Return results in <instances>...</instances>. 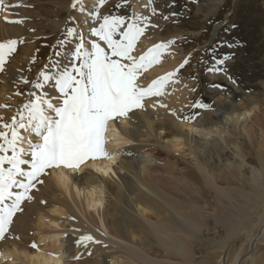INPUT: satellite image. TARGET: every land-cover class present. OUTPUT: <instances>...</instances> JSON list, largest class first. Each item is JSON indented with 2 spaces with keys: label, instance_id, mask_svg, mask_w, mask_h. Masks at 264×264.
Masks as SVG:
<instances>
[{
  "label": "bare ground",
  "instance_id": "1",
  "mask_svg": "<svg viewBox=\"0 0 264 264\" xmlns=\"http://www.w3.org/2000/svg\"><path fill=\"white\" fill-rule=\"evenodd\" d=\"M222 2L219 0L220 5ZM25 3L29 2L9 0V4L20 6L6 9L2 16L25 20L31 14ZM218 9H206V18L214 15ZM92 10L85 7V12L79 13L83 34L88 41L95 39L90 36V27L98 25L91 15ZM144 12L140 11V15L146 16ZM53 21L51 23L63 29V22L59 24ZM168 21L162 19L155 24L161 26ZM27 25L6 24L4 19L0 20V39L32 37ZM217 28L211 34L212 40ZM172 36L169 28L158 29L151 43L167 42ZM162 61L160 68L170 71V56L166 55ZM15 67V63L9 66L10 75L3 74L1 77L10 89H17L23 84L21 79H17ZM232 72L236 76L237 71ZM245 73L241 86L233 85L229 80V85L223 91L207 85V91L212 93L215 111L196 108L194 121L183 116L185 112L182 108L187 105H179L180 108L176 110L170 104L166 111H161L164 108H152L145 101L147 111L138 110L134 114L136 122H110L106 133L107 144L110 145L107 151L115 156L114 160L88 162L79 170L60 169L52 174V181L41 190L39 199L46 203L37 206L39 211L47 216L50 212L61 214L66 209L71 217L69 233L73 235L60 241L57 254L53 255L31 247L34 241L41 240L39 237L33 236L30 240L21 229L12 230L19 239L0 242V249L3 250L0 264L5 257H13L15 264H179L176 258L189 262L193 237L200 234L202 228L194 206L199 200L196 198V186L227 196L216 184V172L212 168L215 164L213 154L220 157L227 152L239 151L238 141L241 137L249 139L246 124L254 116L264 115L263 108L258 106L264 103V76L255 71ZM208 74L210 82L227 79L223 74ZM250 77H256L257 84L249 93L247 84ZM13 80L20 83L13 84ZM185 85L188 87V84L175 87L169 84L166 92L185 90ZM45 87L50 88V85ZM151 100L164 103L168 99L164 96ZM184 101L188 102L187 97ZM172 112L176 115L173 116ZM258 130L263 134L262 126ZM128 150L132 151L131 156L124 155ZM208 155L212 156L206 161ZM187 156L191 162L188 166L185 162L183 169L179 170L180 163L183 164ZM155 165L159 169L156 171H163L162 174L166 173L167 177H160L158 183L148 182L146 175L155 169ZM259 166V169L251 171L249 183L252 190L246 193L249 197H264V166L261 159ZM61 189L68 191L71 204L56 196ZM44 208H49V211ZM30 218L32 215L24 216L17 225L29 227L32 223ZM85 235H91L102 243H88L87 248L77 245L76 242ZM263 240L264 207L256 224V232L248 233L246 247L240 249L232 264H238L241 259L252 260L253 250ZM105 244L108 247H104ZM89 251L91 256L87 255ZM77 255L81 259H75ZM29 259H36L37 262H30Z\"/></svg>",
  "mask_w": 264,
  "mask_h": 264
},
{
  "label": "rangeland",
  "instance_id": "2",
  "mask_svg": "<svg viewBox=\"0 0 264 264\" xmlns=\"http://www.w3.org/2000/svg\"><path fill=\"white\" fill-rule=\"evenodd\" d=\"M27 2L33 6L27 8L29 12L31 11V14L27 15L30 19L25 17V23L28 24L27 31L31 33L29 35L32 37L25 36L27 39L24 38L25 42L18 46V51L10 60L9 66L15 63L17 79L24 78L30 83L20 84V89H10L1 80L3 74H0V118H3L0 119V124L11 123V118L23 110V105L28 102L27 94L30 90L40 94L42 90H34L32 85L37 82L40 72L46 70V66L47 70H52L50 61L64 62L63 57L56 56L57 51H65L60 47L59 42L66 40L69 42L66 45L67 49L74 48L76 41L74 38H67V29L76 27L83 32V27H81L83 22L79 18L81 5H78L75 10L70 8V4L75 0H27ZM4 3L9 4V0H4ZM117 4H121L122 7H116ZM147 4L148 0H105L104 5L101 6L100 0H83L84 7H91L102 15L131 16L135 12L137 16H140V11L141 13L145 11L144 13L151 18L153 23L160 22L162 15L170 16L167 23L156 29L150 28L149 34L151 37H156L158 29L169 28L173 33L171 38H178L177 45L169 49L170 52L175 53L174 56H170L171 70L165 71L160 68V65L163 64L162 61L161 64L151 67L146 74L142 75L147 78L141 76L140 83L146 87L152 79L175 71L179 68L182 60L188 58V54L191 53L189 65L180 70V83H178L188 84V87L180 91H167L165 97L168 100L164 102L167 105L173 104V108L176 110L180 108L179 105H187L182 108V111L185 112L184 117L196 115V108L193 105L198 102L212 104V93L207 91V85L221 84L224 87L229 85L228 79L214 82L208 80V69L213 66L212 56L208 50L219 45L222 41H227L234 46L231 48L218 47L216 57L220 58L225 54L232 55V59L228 60L224 67L227 68L228 74L237 81L238 86L244 83L245 72L255 71L264 76V0H223L222 5L219 0H199V2L196 0H166L164 2L155 0V7L159 13L155 16L152 15L150 7H143ZM139 8H141L140 11ZM209 8L219 9L214 15L206 18V9ZM171 13H178V15L171 16ZM2 19L3 16L0 13V20ZM53 20L58 21L59 24L63 22V29H60V25L58 27L51 23L54 22ZM232 25H236V27L233 28ZM216 27H218L217 34L212 40L213 35L211 34ZM31 29H35V31H30ZM225 29L228 31L225 32ZM85 39L88 41L87 38ZM3 41L0 39V42ZM151 42L147 35L141 38L133 54L137 57L144 54L148 48L153 46ZM231 70L237 71L235 72L236 76ZM178 84H170V87H175ZM256 84V77H250V82L247 84L249 93L250 90L255 89ZM16 92L21 94L16 95ZM185 97L188 102L184 101ZM145 101L153 108L155 102L151 98H147ZM5 105L8 107H4ZM258 106L264 110V103H259ZM166 109L161 111H166ZM7 112L11 114L9 115ZM260 126L264 129V115L254 116L253 120L246 124L249 139L241 137L238 141L239 151L227 152L220 157L218 154H213L215 164L212 168L216 172V184L228 197L220 194L221 192L216 193L214 190L196 186V195L198 196L196 198L199 200L194 206L195 212L200 218L201 233L193 237L189 262L176 258L179 264H232L240 249L246 247L248 233L256 232V224L264 207V197H249L246 193L252 190L249 183L251 171L259 169V159L262 160L264 166V130L261 134L258 130ZM0 131H4V129L0 128ZM109 146L107 144L106 147ZM24 147L27 149L28 145L25 144ZM211 156H206L205 160L209 161ZM190 162L191 159L187 156L183 164L180 163L179 170H182L185 164L189 165ZM156 170L159 169H156L155 165V169H151L147 173L146 180L148 182L158 183L160 177L167 175L166 173L162 174L163 171ZM44 180L45 183L38 186L39 191L34 190L31 193L35 199L22 204L23 212L17 213L14 217L11 231L21 229L25 233V237L30 240L33 236L39 237L40 241H34L37 249L45 254L56 255V248L60 241L73 235L69 233L71 217L66 209H63L61 214L50 212L47 216L44 215V212L39 211L37 206L39 204L44 206V203L39 199L41 190L52 181L49 177H44ZM56 196L71 204L68 191L61 189V192H58ZM44 209L49 211V208ZM26 215H32L30 226L23 225V222L21 224L24 227L17 225ZM52 236L55 238H50ZM253 252L252 260L241 259L238 264H264V240L257 245ZM0 253L3 254V250L0 249ZM127 255L125 257L128 258ZM29 261L37 262L36 259H29ZM1 264H15V262L13 257H5Z\"/></svg>",
  "mask_w": 264,
  "mask_h": 264
},
{
  "label": "snow or ice",
  "instance_id": "3",
  "mask_svg": "<svg viewBox=\"0 0 264 264\" xmlns=\"http://www.w3.org/2000/svg\"><path fill=\"white\" fill-rule=\"evenodd\" d=\"M104 3L105 0H100L101 6ZM78 5H81L79 11L84 13L83 0H75L70 7L75 10ZM19 6L6 5L4 0H0V13ZM116 7L122 5L117 4ZM143 7H150L153 16L159 14L155 0H148V4ZM91 15L98 22V26L90 27V36L95 39L86 41L82 30L69 27L66 36L75 39L74 48L68 50L66 45L69 42L66 40L59 42L65 51H57L56 56L63 57L64 62L50 61L52 70H47L46 66L33 85L34 89L42 90L40 94L30 90L23 110L11 118V123L0 124V128L4 129L0 131V242L19 239L11 232L13 219L17 213L23 212L22 204L25 201L35 199L31 193L39 191L38 186L45 183L44 177L51 178L60 169L79 170L88 162L114 160L115 156L106 147L110 122H136L134 114L138 110L147 111L145 100L164 97L169 84L180 83V70L190 63L191 53L175 71L152 79L145 87L140 83V77L151 67L161 64L166 55H175L169 49L177 45L178 38L154 43L137 57L133 53L141 38L147 35L152 39L149 29L158 28V24L153 23L149 16H137L135 12L131 16L101 15L93 9ZM170 15L177 16L178 13ZM169 18V15H162L165 21ZM3 19L6 24L25 23L23 18L9 19L7 15ZM30 31L34 32L35 29ZM24 42L21 38L0 42V74L10 75V60ZM220 46L231 48L234 45L222 41L208 50L213 63L208 71L223 74L233 85H237V81L224 67L232 55L216 57V49ZM21 80L25 85L30 83L27 79ZM18 82L12 81L13 84ZM46 85H50V88H46ZM211 87L224 90L221 84ZM157 106L168 107L162 102L153 103V108ZM193 107L215 111L211 103L198 102ZM171 114L176 115L175 112ZM186 119L194 121L196 117ZM25 144L28 145L27 149ZM124 155L131 156L132 151H126ZM76 243L87 248L88 243L102 242L85 235ZM31 247L37 249L35 243ZM104 247L108 246L105 244ZM87 255L91 256L92 253L89 251ZM74 258L81 259V256Z\"/></svg>",
  "mask_w": 264,
  "mask_h": 264
}]
</instances>
